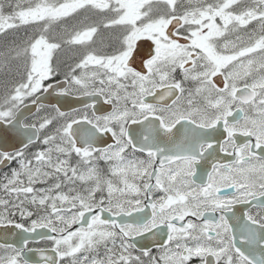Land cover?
I'll use <instances>...</instances> for the list:
<instances>
[{"label": "snow or ice", "instance_id": "obj_1", "mask_svg": "<svg viewBox=\"0 0 264 264\" xmlns=\"http://www.w3.org/2000/svg\"><path fill=\"white\" fill-rule=\"evenodd\" d=\"M0 73V264H264V0H0Z\"/></svg>", "mask_w": 264, "mask_h": 264}, {"label": "flooded vegetation", "instance_id": "obj_2", "mask_svg": "<svg viewBox=\"0 0 264 264\" xmlns=\"http://www.w3.org/2000/svg\"><path fill=\"white\" fill-rule=\"evenodd\" d=\"M9 9H5V11H8ZM23 31V30H22ZM99 42V41H98ZM143 52V49H141V53ZM140 59H141V55H137L136 56V64H137V66L139 65V61H140ZM1 76L3 77V74L2 73H0V78H1ZM72 100H74V99H72ZM73 107H75V108H82V103L80 102L79 103V105H74L73 104V106L71 107V108H73ZM98 107H99V105H98ZM104 107H107V106H104ZM71 108H69V109H65V111H70L71 110ZM27 119L29 120V121H32V120H34V119H36V116H35V112L32 114V115H30L29 117H27ZM105 139H108V137H105ZM109 142H111V141H109ZM101 163H103V162H101ZM8 171V168L7 167H0V176H2L5 172H7ZM255 211V210H254ZM17 219H19L18 217H17ZM5 234V231H4V229L3 228H0V237H2L3 235ZM9 241H12V236L9 234ZM0 242H2V241H0ZM33 247H38V246H44V247H46V245H44L43 243H41V244H34V245H32ZM31 255V254H30ZM36 258V257H35ZM34 258V259H35Z\"/></svg>", "mask_w": 264, "mask_h": 264}, {"label": "water", "instance_id": "obj_3", "mask_svg": "<svg viewBox=\"0 0 264 264\" xmlns=\"http://www.w3.org/2000/svg\"><path fill=\"white\" fill-rule=\"evenodd\" d=\"M45 103H49L50 101L49 100H45L44 101ZM52 102H54V101H52ZM79 101H77V100H72V99H70L68 102H64L63 104H62V110H65V109H69V108H71L72 106H73V104L74 105H79ZM35 111V108L33 107V108H31L30 110H27V111H25V113H24V115L26 116V117H28L30 114H32L33 112ZM38 231H40V230H38ZM35 258V257H34Z\"/></svg>", "mask_w": 264, "mask_h": 264}, {"label": "rangeland", "instance_id": "obj_4", "mask_svg": "<svg viewBox=\"0 0 264 264\" xmlns=\"http://www.w3.org/2000/svg\"><path fill=\"white\" fill-rule=\"evenodd\" d=\"M0 79H3V77L1 76V78Z\"/></svg>", "mask_w": 264, "mask_h": 264}]
</instances>
